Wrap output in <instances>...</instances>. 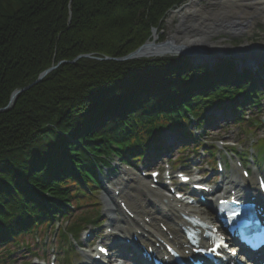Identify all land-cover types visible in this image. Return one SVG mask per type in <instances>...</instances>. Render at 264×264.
Masks as SVG:
<instances>
[{
  "label": "trees",
  "instance_id": "obj_1",
  "mask_svg": "<svg viewBox=\"0 0 264 264\" xmlns=\"http://www.w3.org/2000/svg\"><path fill=\"white\" fill-rule=\"evenodd\" d=\"M185 1L0 0V109L15 90L63 60L132 53ZM191 64L183 56L82 58L60 65L0 112V246L51 221V215L66 216L72 199L100 183L98 156L111 149L106 138L122 148L121 157L135 159L158 126L184 130L188 112L200 115L226 93H260L255 78L240 80L232 60L221 61L215 71ZM96 134L104 140L93 141ZM69 231L77 236V225Z\"/></svg>",
  "mask_w": 264,
  "mask_h": 264
},
{
  "label": "bare ground",
  "instance_id": "obj_2",
  "mask_svg": "<svg viewBox=\"0 0 264 264\" xmlns=\"http://www.w3.org/2000/svg\"><path fill=\"white\" fill-rule=\"evenodd\" d=\"M202 1L204 0H193L186 5L184 4V7L181 6L183 9L180 12L169 14V17L173 19L174 17L179 18L176 35L187 34V37H184L185 39L181 37L180 40L173 35L172 40L175 44L190 49H196V47L204 48V50L207 49L209 51L207 55H216L215 51L218 49H228V45H224V40L218 42L214 41L219 36L226 34H239L237 37H241L249 35L250 32H252L254 25L250 28L248 27L247 31H244V29H240L241 26L239 28L236 23L231 22V18L227 12H233L232 19H236L237 13H240L239 17L241 18V16L244 15L243 10L247 12L250 8L249 3L254 2L253 0H210L211 2H209V6L203 5ZM255 1L256 2L254 3L256 4H253L257 7L255 10L260 11L262 6L264 7V0ZM257 5H260V7ZM190 11L194 14H189ZM247 14L248 13H246V17L243 18L246 23L248 20L250 22L252 18V15ZM245 21L243 23H245ZM218 22H222L220 26H217ZM201 29L206 31L201 32ZM227 30H229V32H226ZM210 43L213 46H211V49L209 50V48L206 47L207 44L210 45ZM190 51V53L193 54L197 52L193 50ZM156 54L169 55L174 53H172L171 50H148L147 52L149 57H153ZM175 140L176 138L172 139L173 142H175ZM232 181V184L237 183L239 190L243 189V186L241 185L245 184L243 177L235 178ZM253 184L256 185L257 183ZM112 188L115 191H119L118 195L114 192L113 196H110V193H108L104 195V202L106 205V213L109 216L111 223L116 221L121 224L119 225L120 228H116L117 231L115 234H118L119 236L122 235L125 238L137 235L143 240V243L152 245L156 243L160 244L161 240H167L172 236L174 244L176 246L181 245L182 239L178 223L184 224V222L180 218L181 210L177 201V203L174 204L169 195H163L159 190L150 188V182L143 176L128 171L121 172L118 179L112 185ZM116 199L127 201L131 209L135 212L136 218L131 220L119 209L116 210ZM146 218H149L152 224L149 225L146 222ZM160 223L168 225L169 233L164 231Z\"/></svg>",
  "mask_w": 264,
  "mask_h": 264
},
{
  "label": "rangeland",
  "instance_id": "obj_3",
  "mask_svg": "<svg viewBox=\"0 0 264 264\" xmlns=\"http://www.w3.org/2000/svg\"><path fill=\"white\" fill-rule=\"evenodd\" d=\"M253 1L256 2L255 0H253ZM209 2H210V0L209 1L208 0L202 1L203 5H208V6H209ZM254 2L249 3L250 8L247 12L243 10L244 15H242L241 18L239 17L240 13H237L236 19H232L233 18V12H231V11L227 12V14L231 18V22L236 23L239 26V28L241 26L240 29H244V31L248 30V26H250V22L248 24L243 23L245 20L242 19V17H246L245 16L246 13H248L247 15H249V14L252 15L253 19L251 18V22H252L251 24H254V26H253L252 32H250L249 35L237 37L234 35L226 34V35L219 36L214 41L218 42V41L224 40L225 41L224 45H228V46H230V45L231 46H238V45L244 46L246 44L247 46L248 45L251 46L254 50H262V48L264 47V7L262 6V9L260 11L255 10V8H257V7L253 5V4H256ZM258 7H260V5ZM248 17H250V16H248ZM177 24H178V18L174 17V19H173L171 17H168V19H166V22L164 24L163 31H161L159 29L157 30V31H159V33L161 32L160 37H162L163 39L169 40V38H171L173 36V33L177 32V31H175L177 28ZM155 28H157V27H155ZM226 32H229V30H227ZM186 35L187 34H182V35L180 34V36H182L183 38ZM211 46H213V45H211V43H210V45H209L210 49H211ZM225 50H223V51L225 52ZM223 51L219 52V49L217 51H215L216 55H214V56L217 57L216 59H219L221 57V55L224 54ZM169 56H171V57L183 56V57H186L187 59L191 58L192 61H194L196 64H200L203 61L205 62L206 60H204V59L211 58V56H209L207 54H200V52H196L194 54L190 53V55L184 54V53H181V54L175 53V54H169ZM256 58H259V57H252L251 59L254 60ZM207 60H209V63H213L215 59L212 58V59H207ZM257 60L260 61L261 59H256V61ZM196 64L194 66L195 68L201 67L200 65H196ZM261 89L264 90L263 88H261ZM262 105H264V102H262ZM257 111H259V110H255L252 113L248 111V115L258 113ZM221 113H222V111H217V110L215 111L214 109L209 112V114L215 115L216 117L217 116L219 117L221 115ZM228 113H230V112H228ZM259 116H260V118H262V115H259ZM216 122L217 123H215V124H217V126H219V128H213L212 131H210L209 135L206 138H202V140L204 141V143L207 146H212L214 144H218L219 141L226 140V142L236 143L237 148H239L240 150H246V151L251 150L253 156L256 157L257 152L255 151V147L253 146L252 142H254V141H256L262 137L264 138V123H262L259 126L260 129H257L255 132L248 134L244 128H242V130H241L236 125H233V124L230 125L231 123H230V120L228 118L226 120H222L219 118ZM205 134H207V132ZM167 136L176 138V140H175L176 144L174 145V148L169 155L171 161H173L175 163V162H178V160H181V163H179L181 167L184 165L182 163V161H185V162L190 161V162H192V165L189 167L187 165H184V168H187L189 171H194V170H195L194 172L197 171L198 174H200L202 176V178H204L208 181H212L214 178L219 179L218 172L214 171L215 169H213L214 167L212 166V164L205 159L204 151L202 149L200 150V154L197 151H195L196 152L195 153L193 151L194 148L192 147V145H190L189 147L184 149L183 154H179L178 151H179V149H181V147L183 145V143L179 139V136H180L179 132L177 130L170 131L168 129H166V130L164 129V131L161 134V137L167 139ZM151 150H152V148L150 149V151ZM211 150H213V149H211ZM150 151L148 152V154L150 153ZM227 153L229 156H231L227 149H222V148L220 149L219 148L217 155L219 156V158L225 160V156H227ZM114 157L115 156H111V158H110V161L112 162V166H108L106 168L107 171L109 172V176H107V174H104L102 177L104 180H107V179H105V177L107 176L108 181L110 183L115 182L118 179L121 172H123L122 169H124V168H120V169L118 168L115 171V173L113 172L115 170L113 168L114 167L113 164H116V159L115 160L113 159ZM175 166H176V171H178L180 166L178 164H176ZM232 172L236 173L235 168H233L232 166L228 170H226V173L232 174ZM137 175H141V173L138 172ZM110 178H113V179L110 180ZM107 193H109L108 187H106V188L99 187L97 189V192H96V197L101 199V197L103 195H106ZM110 196H112V191L110 192ZM90 207H91V205L86 204V205H83L82 207L79 206L76 209L73 208L74 214L78 215V214H81L83 212H86V210L90 209ZM95 208L96 209H94V211H87L88 213H86L85 215L91 216V215H95L94 212H96V213L100 212L101 216L99 219L100 220L99 226L97 227V226H93V225H88L82 230V232L80 233V236H79V244L82 243L83 245L80 248L79 244H78V246L76 247L77 251L75 252L74 255L70 256L69 259H68V257H65L64 253H60V251L56 245L57 239H56L55 234L58 231L56 229L57 225H60V228H65L69 224V222H71L70 219H59V220H57L56 225L53 226L47 233L40 231V230H45L46 228H44V227H46V226L40 227L38 230L39 232L37 231L38 233H36V235H29L28 240H33V239L34 240H42L41 241L42 245H46V246H43V249H44L46 256H44V257L42 256V258L47 263H49L54 258V256H56L57 260H58L57 264H85L86 261H89V259L86 257V255L90 254L92 252L90 250V245L92 243L96 242V240H98V239H105V240L111 242L112 244L116 243L118 241V238L116 237L117 235L116 234H108V231H109L108 226L112 225L114 228V231H115L116 228L117 227L119 228V225H121L119 222H116V221H114V223H111V221L109 220V216L105 212V206L102 203V201H100ZM115 209L116 210L119 209L117 204H115ZM117 216H118V214H117ZM73 218L74 217H71V219H73ZM88 233H90L92 235L90 239L86 238V234H88ZM53 240H55V241H53ZM35 248H37V247H35ZM0 252H2L1 249H0ZM81 253H83V254H81ZM0 255H1V253H0ZM16 255L17 256H15V257H18L16 264H35V258H34L35 256H32L28 251L24 252L23 250H18Z\"/></svg>",
  "mask_w": 264,
  "mask_h": 264
},
{
  "label": "water",
  "instance_id": "obj_4",
  "mask_svg": "<svg viewBox=\"0 0 264 264\" xmlns=\"http://www.w3.org/2000/svg\"><path fill=\"white\" fill-rule=\"evenodd\" d=\"M191 1H193V0H191ZM181 9H178L175 12H180ZM154 33H155V31H154ZM152 49H159V50L161 49V50H169V51L171 50L172 52H180V53H185V54H188L189 52H191L190 50H193V51L197 50V51H200V52L204 51L200 47H197L196 49H190L188 47H182L180 45L175 44V42L173 40L166 41L164 43H157V38L154 37V39L152 41H148L147 43H145L143 46L138 48L136 51H134L130 55H128L126 57H123V58H117L116 60L117 61H124V60L133 59V58H140V57L146 56L148 50H152ZM244 49L245 48H242V47H238V48L230 47V49L227 51L226 55H233V56H237V57H240V56L251 57V56H255V54H257V53H263L264 54V49H262V50H254L252 47L251 48L248 47V48H246V50H244ZM225 52H226V50H225ZM225 52L223 51V53H225ZM83 57H90V55H82V56H79L77 59H80V58H83ZM204 60H207V59H204ZM62 63H65V62H61L60 64H62ZM56 67L55 66L51 67L50 69H48L47 71L42 73L40 75V77L38 78V80L36 82H34V84H32V85H30L27 88H24L22 90H16L13 93L12 97H11V101H10V104L8 105V107L5 108V109H1L0 111H4V110L12 107L20 93H22L23 91L29 89L33 85L39 83L47 74H49L51 71H53Z\"/></svg>",
  "mask_w": 264,
  "mask_h": 264
},
{
  "label": "snow or ice",
  "instance_id": "obj_5",
  "mask_svg": "<svg viewBox=\"0 0 264 264\" xmlns=\"http://www.w3.org/2000/svg\"><path fill=\"white\" fill-rule=\"evenodd\" d=\"M153 175H156V174L153 173ZM245 175H247V173H245ZM184 179H187V178L185 177ZM232 215L235 216L236 213L233 212ZM225 247H227V244L224 242L223 238H221L219 244H215L214 243L210 248H207V249H199V250L200 251H208V252H211L214 255H220V252L218 251V249L225 248ZM100 251L101 252H104L106 250L103 249V248H101ZM170 251H171V249H170ZM233 255H235V252H233Z\"/></svg>",
  "mask_w": 264,
  "mask_h": 264
}]
</instances>
